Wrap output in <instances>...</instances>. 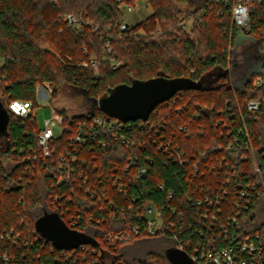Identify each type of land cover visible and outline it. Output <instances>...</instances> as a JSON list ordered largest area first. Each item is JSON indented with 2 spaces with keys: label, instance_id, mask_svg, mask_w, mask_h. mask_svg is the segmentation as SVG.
I'll return each instance as SVG.
<instances>
[{
  "label": "trees",
  "instance_id": "1",
  "mask_svg": "<svg viewBox=\"0 0 264 264\" xmlns=\"http://www.w3.org/2000/svg\"><path fill=\"white\" fill-rule=\"evenodd\" d=\"M146 1L152 13L122 31L124 14L117 0H0L3 106L12 100L36 106L38 87L44 82L53 87L52 102L64 89L94 100L84 113L60 109L64 131L49 159L36 146L37 117L24 119L7 110V132L0 137V264H172L166 251L176 244L173 234L150 235L142 216L145 208L152 205L179 221L184 229L176 232L179 240L196 243L203 238L196 230L208 227L199 218L198 199L208 187L211 193L227 187L228 210L238 198L236 182H244L246 176L258 184L261 194L244 214L245 233L264 227V102L257 119L247 110L250 100H264V84L256 86L260 72H255L234 87L228 73L235 66L231 48L239 33L253 38L255 48H264V0H254L248 32L234 24L232 9L223 0ZM69 14L83 15L89 24L74 26L66 20ZM217 71L215 83L183 89L159 104L147 121L133 122L125 131L129 146L109 135H101L106 148L72 140L79 124L91 115L106 116L98 101L119 84L158 76L199 81ZM243 120L251 151L246 150L247 160L234 162L238 172L228 186L227 174L215 165L233 140L229 129L239 132ZM163 139L188 153L189 162L175 163L160 148ZM68 154L77 156L75 180L59 182L51 169ZM35 155L37 160L31 162L28 156ZM227 155L232 160V154ZM140 168L147 175L137 176ZM93 189L99 196H93ZM57 195L64 197L58 200ZM55 211L69 225L73 216L74 228L95 242L85 248H56L34 226L39 217ZM180 212L185 218L178 220ZM131 226L140 228L138 236L128 243L110 242V234Z\"/></svg>",
  "mask_w": 264,
  "mask_h": 264
},
{
  "label": "built area",
  "instance_id": "2",
  "mask_svg": "<svg viewBox=\"0 0 264 264\" xmlns=\"http://www.w3.org/2000/svg\"><path fill=\"white\" fill-rule=\"evenodd\" d=\"M120 4V8L123 11L125 9L129 11L134 10V4L129 0H117ZM224 3L232 9V19L234 24L241 30L248 32L251 28L252 16L255 10L254 0H223ZM66 20L74 26H82L89 24L83 15L75 16L69 14ZM131 24L126 22L125 17L121 24V30H128ZM258 54L261 59L260 74L256 78V86L260 87L264 84V48L258 49ZM96 65V62H92ZM86 66L87 63H84ZM45 92V97L48 98L53 96L54 90L50 83L44 82L39 87ZM264 102L258 99L250 100L247 104V110L250 113L251 119L258 118V111L261 104ZM6 109L24 119L35 117L34 105L32 101L23 100H12L6 106ZM231 111L230 108H228ZM106 114V113H105ZM233 117V116H232ZM138 121V120H137ZM137 121L125 122L121 119L111 117L106 114L103 115H91L88 121L80 123L77 132L73 135L72 140L80 144L94 143L96 146L106 148L108 143L101 135H109L114 139H120L126 143L127 146L132 144L127 138L125 131L131 129V124ZM144 121V120H143ZM147 121V120H146ZM64 116L57 106H52V117L48 118L44 122L43 128L39 127V131L36 135V146L42 155L49 159L56 154L55 142L60 138L64 131L63 127ZM219 123H223L220 121ZM228 123H224V127H227ZM62 127L60 134L55 133L56 126ZM233 126V124H231ZM230 134L233 136V140L228 146L227 153L232 154V160L229 158L227 153L216 161V166L220 171L227 174L226 184L229 186L234 182V177L238 172L237 164L234 163L237 160H247L249 155L246 150L251 151L250 133L248 130L247 123L243 120L242 128L239 132L234 129H229ZM239 133V134H238ZM242 135L243 138L240 136ZM154 139V137H153ZM160 148H164L165 152L169 154L170 158L178 164H187L190 160V155L183 149H180L178 145H172L171 142L164 143V139L160 144ZM256 156L254 152H251ZM192 158L194 157L191 155ZM31 162L37 160V156H28ZM60 162L57 167H52V173H58L59 182H66L75 180L73 175L75 174L74 165L77 163V156L75 154L61 155L59 157ZM147 175L145 168H140L137 172V176ZM83 176V173H80ZM217 184L220 186L222 179L217 176ZM239 189L238 198L234 199L228 210H225L226 197L231 195V191L227 187H223L222 192L213 191L212 187H208V192L204 193L203 197L198 199V204L202 207V210L198 213L199 218L208 223L206 230L197 229L196 232L203 236L201 240L193 243L190 239L180 241L177 235V230L184 231L183 226H180L179 221L170 220L165 217L156 207L150 205L145 208L142 216L145 218L147 223L146 231L150 235L156 233H171L175 241L174 248H177L185 252L193 261V264H264V227L255 231L245 233L247 227V219H244V214L248 211L252 205L253 199L260 196L261 188L258 184L248 176L245 177L244 182H236ZM122 192V186H119ZM90 190V189H89ZM93 196H96L99 191L93 189L91 191ZM105 197V195H102ZM64 196L57 195V199L60 200ZM57 212V211H55ZM64 223L70 228L75 229V223L73 216L70 217L69 225L62 214L57 212ZM176 210L173 211L172 215H176ZM178 220L185 218V214L180 212L177 216ZM248 224V223H247ZM76 230V229H75ZM78 231V230H77ZM140 234V228L131 226L124 232H118L110 234V242L114 245L119 243H128L136 235ZM45 238V237H44ZM224 242V244H221ZM88 244L80 245L85 248ZM77 249V248H75ZM66 250V249H62Z\"/></svg>",
  "mask_w": 264,
  "mask_h": 264
},
{
  "label": "water",
  "instance_id": "3",
  "mask_svg": "<svg viewBox=\"0 0 264 264\" xmlns=\"http://www.w3.org/2000/svg\"><path fill=\"white\" fill-rule=\"evenodd\" d=\"M213 84V83H211ZM190 77L168 78L158 76L147 80L134 79L131 84H119L98 102L100 109L111 117L125 122L148 120L155 108L174 97L183 89H203L211 85ZM82 96L76 97L82 103ZM9 115L0 101V137L7 132ZM35 229L58 249H75L80 245L95 242L86 233L70 228L57 212H46L34 223ZM172 264H193L183 251L171 247L166 251Z\"/></svg>",
  "mask_w": 264,
  "mask_h": 264
},
{
  "label": "rangeland",
  "instance_id": "4",
  "mask_svg": "<svg viewBox=\"0 0 264 264\" xmlns=\"http://www.w3.org/2000/svg\"><path fill=\"white\" fill-rule=\"evenodd\" d=\"M151 13L152 7L150 4L146 0H140L134 4L133 11L125 9L124 17L127 23L133 25L145 19ZM257 50L258 48H255L253 38L239 33L235 44L231 48L232 61L235 65L228 71L231 85L234 87L242 86L250 74L260 70L261 59ZM217 75L218 71L206 77L204 79L205 83H215ZM80 96H82V103L76 101V97ZM51 100V97H45V92L38 88L36 98L37 105L34 106V113L36 114L38 126L40 128H43L46 119L52 117V106L65 109L70 113L74 112L75 114H80L89 111L92 103H94V100L90 98L86 99L81 92L69 89H64L56 101L52 102ZM61 132L62 127L59 125L56 126L55 133L60 134ZM172 243V241H169V244Z\"/></svg>",
  "mask_w": 264,
  "mask_h": 264
}]
</instances>
